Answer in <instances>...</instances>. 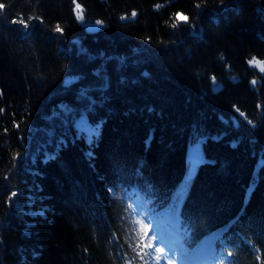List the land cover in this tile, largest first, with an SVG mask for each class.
Listing matches in <instances>:
<instances>
[{
	"label": "trees",
	"instance_id": "obj_1",
	"mask_svg": "<svg viewBox=\"0 0 264 264\" xmlns=\"http://www.w3.org/2000/svg\"><path fill=\"white\" fill-rule=\"evenodd\" d=\"M4 2L0 264H145L154 221L187 254L212 236L208 264H264V73L247 63L264 0H78L84 22L73 0Z\"/></svg>",
	"mask_w": 264,
	"mask_h": 264
},
{
	"label": "snow or ice",
	"instance_id": "obj_2",
	"mask_svg": "<svg viewBox=\"0 0 264 264\" xmlns=\"http://www.w3.org/2000/svg\"><path fill=\"white\" fill-rule=\"evenodd\" d=\"M203 2V0H201V3ZM221 2H223V0H221ZM201 3H196L195 7L196 8H200L201 7ZM73 4H74V9L73 12L75 14V17L78 21L80 22H84V15H83V9H82V5L81 3L78 2V0H73ZM159 8L163 7L164 5L162 4H158ZM8 5H6V3L4 2V0H0V15H4V10ZM181 16H183L182 19H177L175 21L172 20V23H175V26L172 27L173 29H176L180 24H188L189 23V15L186 14L183 11H180ZM137 16V12L136 11H132L131 12V17H136ZM35 19L37 21H40L41 23H43V20L40 16H35L33 17L32 15H29L27 17V19H25L22 15H17V16H13L10 21H8L9 23L13 24V25H21L22 28L24 30H27L30 26V22ZM120 19L122 21L126 20L127 17L125 15H121ZM167 23V22H166ZM171 23V24H172ZM104 22L102 20L97 19L95 21V25L97 26H103ZM53 31L56 33H62L64 30L61 27L60 23H56L55 27L53 28ZM221 59H223V57H221ZM257 59V57L255 56V58L251 57V59H249V66H256L255 60ZM261 72V71H260ZM264 73V72H262ZM212 82L215 85L216 84V79L215 77H212ZM258 81L257 79L251 83V85L255 88L257 85ZM235 107V106H234ZM258 108H264V105L259 104ZM235 110L239 113V115L241 117H245V113L243 111H241L238 107L235 108ZM4 109L0 108V113H3ZM250 125L253 124V121L248 120L247 121ZM14 127L19 128L20 125L18 123L14 122ZM5 131H7V129H5ZM93 134L95 132V130H92ZM18 195L17 192L13 191L11 193V197H10V201L12 199H14L16 196ZM139 214H143L142 212ZM141 231H142V235L140 236V240L144 241L145 237L148 238L149 242L147 243H143L142 245H140V252H143V256H141V259H144V257H148L147 260H145V264H153V261H155V264H161L162 261L167 260L168 264H172V261L175 259V256L173 255V253L175 252H179L181 254V256L185 255V249L183 247V245L180 243L179 240L173 242L171 240H169L165 234L164 231L162 230H154L152 232L151 235H149V226L147 224H141ZM152 241H155L157 244L163 245V246H155L152 243ZM168 249V253H165V249ZM145 249L149 250V251H144ZM210 251L212 252V254H215V249L210 247ZM259 251V250H257ZM153 253H155L156 255L154 256ZM137 255H140V253L138 252ZM222 255V253H221ZM227 255L230 257L232 255L231 252H228ZM259 256V255H257ZM169 257H171L169 259ZM257 258V257H256ZM260 260V256L259 259Z\"/></svg>",
	"mask_w": 264,
	"mask_h": 264
},
{
	"label": "rangeland",
	"instance_id": "obj_3",
	"mask_svg": "<svg viewBox=\"0 0 264 264\" xmlns=\"http://www.w3.org/2000/svg\"><path fill=\"white\" fill-rule=\"evenodd\" d=\"M255 68L259 70L258 67ZM138 211L140 212V209H138ZM159 224H160L159 221L151 222L150 223L151 232L157 229L162 230ZM167 238L174 242L173 236ZM211 246H212V237H209L203 240L202 242H200L199 244H197L196 247L194 248V251L190 252L189 254L185 253V255L181 256V254H176L175 252L173 253L175 259L172 261V264H208L209 262L208 259H210L209 256L211 253L210 252ZM167 253H168V249L166 248V254ZM170 258L171 257H169V259ZM165 264H168V262L165 261Z\"/></svg>",
	"mask_w": 264,
	"mask_h": 264
},
{
	"label": "clouds",
	"instance_id": "obj_4",
	"mask_svg": "<svg viewBox=\"0 0 264 264\" xmlns=\"http://www.w3.org/2000/svg\"><path fill=\"white\" fill-rule=\"evenodd\" d=\"M153 7H154V9H157V10L159 9V5H158V4L153 5ZM133 11H135V10H133ZM171 16H172V18H173V19H172L173 21H175V20H177V19H182V18H183V16H181L179 10L172 12V13H171ZM166 22H167V21H165V23H166ZM170 26H171V27H174V26H175V23L173 22ZM252 57L255 58L254 55H253ZM247 63H249V60H247ZM255 63H256V66L259 68V70H260L261 72H264V61H261V60H259V59H256V60H255ZM255 80H256V78H252V79L250 80V83L254 82ZM257 107H259V104H257ZM257 259H259V256H257Z\"/></svg>",
	"mask_w": 264,
	"mask_h": 264
}]
</instances>
